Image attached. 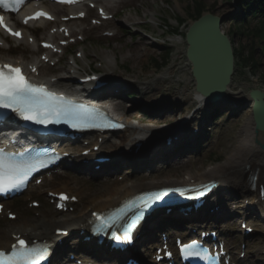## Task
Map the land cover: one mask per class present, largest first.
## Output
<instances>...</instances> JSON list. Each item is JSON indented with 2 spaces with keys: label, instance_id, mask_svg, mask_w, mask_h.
I'll return each mask as SVG.
<instances>
[{
  "label": "rangeland",
  "instance_id": "obj_1",
  "mask_svg": "<svg viewBox=\"0 0 264 264\" xmlns=\"http://www.w3.org/2000/svg\"><path fill=\"white\" fill-rule=\"evenodd\" d=\"M200 1L202 2V6L205 8L204 10L212 11L216 14L226 13L227 11L232 12L235 9L229 2L230 0ZM168 3H170V6ZM192 6V0H128L127 4L122 10V13L119 16V19L105 23L104 25L105 27L112 29H117L119 27L121 31L118 32L117 35L113 37H102V28H98L95 32H92L90 34L86 30H83V33L88 35V40L84 44V54L91 58L90 61L85 59L81 60L83 69H87V65L89 64V62L95 60L96 62H100L106 66L107 70L105 71H115L118 77L127 76L126 79L134 83L133 87L124 88L125 91L134 93L138 88L142 89L145 87L153 91L148 96H145L144 99L147 102L158 100L159 106H170L176 104L177 101H179L178 107H175L173 111L165 110L164 116H162V119L159 121L158 119L153 120L156 117V115L154 114H151V116H149L150 118H143L142 114H137L135 110H126L122 104L118 103L112 105L111 102L103 101L105 104H109L114 111L122 116L126 115L127 117L129 114H133V119L128 120L130 122L135 121L140 129H149L151 131L163 130L162 126H168L169 123H175L177 121L180 122L181 120H183L188 110H190L194 105L192 102L195 99L190 93V90L192 88V80L190 78L188 65L183 54V43L172 46V57L170 58L166 69H164L163 71H157L158 69L157 67H155V63L162 61L163 58L151 62L153 57L159 58L161 56L160 47L151 45V42L156 41L157 45L165 42L163 39L165 29L162 28V19L166 18L170 24L175 25V21L173 19L174 17L171 15L173 14L172 12H174L175 14L181 15V17L186 20L185 24L187 26L189 25L190 21L193 20V17L191 16L194 13L191 9ZM146 17L147 19L153 21H150V23H147L145 25L147 26L148 31L151 32L148 33L147 36H155V39L145 37L138 28H135L136 32H134L131 28H127L125 26V24H127L128 26L130 25L129 21L137 23L138 20H143ZM230 22L231 20H228L224 25V31L227 33L229 30ZM254 23L255 21L252 22V25ZM186 26L181 30H185ZM232 37H234L236 42H251V37L239 35H232ZM89 41H91L92 45L94 46L93 48H90ZM254 42L256 43V41ZM15 46L16 44L12 45L10 51H6L7 46H4V49H0V57L19 59L21 56H28V51L36 50L35 45H29L26 41H24L22 46L18 49H16ZM12 53L16 54L12 56ZM259 56L261 57L260 52ZM260 60L261 65L258 72L262 73L261 76H259L258 73L257 77H251L248 73L249 71L247 70L243 75L238 76L236 80L234 79V84L232 86L235 92L234 96L242 97L240 98L241 101L239 104L231 107L235 109V116H227L226 114H228V107L222 105L219 108L217 116L221 118L222 121L214 125L215 128L211 127L215 122H208V127H211V140L216 142V144L212 143V145L207 148L201 156L195 157V159L193 160L194 163L190 166L185 168L179 167L178 169L172 170L181 171L178 172L179 177H186L190 173H201L207 171L210 165H213L216 162L220 161L228 150H230L232 147L234 148L237 145L236 139H238V131L243 126L245 120L249 115V103L247 102V99L243 98L244 93L242 92H247L249 88H260L262 90L264 89V58L262 57L260 58ZM106 61L108 62L106 63ZM115 65H117V68ZM45 71L46 69L44 67L43 72ZM153 74H155L156 76H153ZM159 76L162 78L158 79ZM168 84H170L172 87H168ZM59 85L60 87L71 89V85L67 82H65V84L60 83ZM185 97L189 99V102L184 101ZM185 107H187V110H180L181 108ZM194 115L197 114L194 112ZM167 121H169V123H166ZM222 122L223 124H221ZM196 123V120H192L188 124V126L192 127ZM200 161H203V163H200ZM143 174L144 172L140 171L126 178V180L123 182H119V180L117 179L116 180L122 185L132 184V182H135V175L142 176ZM162 178H171L174 180L178 177L176 175L165 174L162 176ZM146 181L150 180L146 179ZM103 182L104 179H96L94 182H91L89 184L93 187H89L88 185H82V187L87 190H101L102 188L100 187L105 186ZM52 185L58 188H70L74 185V182L64 181L63 179V181H56ZM79 192L80 191H78V193ZM230 196H232V194L229 191L227 197L229 198ZM73 207L74 208L71 212L58 216L57 219H64L69 217L79 206ZM47 209L52 211V207L48 204H46L40 211L43 212ZM30 218L37 219L39 217L35 216L32 213H21L19 220L0 224V227L2 228L1 231H3L4 228L15 226L22 221H28ZM236 221V217L232 218L228 225L225 226L226 228H228V232H225V235L232 237V239H236L235 236L240 237L238 233L239 231H242L238 228V226L234 225ZM251 240H253V243H256L258 241L256 236L248 238L246 241L249 242ZM246 245L248 244L246 243ZM256 259L257 257L248 256V261H250L251 264H264V262L256 261ZM262 259L264 260V257H262Z\"/></svg>",
  "mask_w": 264,
  "mask_h": 264
},
{
  "label": "snow or ice",
  "instance_id": "obj_2",
  "mask_svg": "<svg viewBox=\"0 0 264 264\" xmlns=\"http://www.w3.org/2000/svg\"><path fill=\"white\" fill-rule=\"evenodd\" d=\"M24 0H0V8L17 11ZM45 16L51 19L46 12H36L33 18ZM27 22V20H25ZM0 26H3L11 35L19 37L21 33L13 31L0 16ZM51 47V45H46ZM94 79V78H93ZM0 110H6L0 115L7 117L8 113H15L24 121H30L38 125L48 126L66 123L73 128L78 127H118L110 122L103 112L98 109L77 103L65 97L49 91L43 84H35L29 81L22 69L12 64H0ZM59 159V156H41L39 153L27 155L25 152H7L0 148V193L22 187L29 177L37 170ZM61 193V199H68ZM75 199V197H71ZM149 197L142 200L143 206L148 207ZM155 199H160L156 196ZM59 231V230H58ZM97 231H102L98 229ZM115 239L130 240L127 229L123 237L113 233ZM192 245L184 244L181 252L186 256H201L200 252H192ZM49 249L47 246H29V242L19 239L13 244L10 252L0 250V264H38L47 258ZM206 259L207 257H201Z\"/></svg>",
  "mask_w": 264,
  "mask_h": 264
},
{
  "label": "bare ground",
  "instance_id": "obj_3",
  "mask_svg": "<svg viewBox=\"0 0 264 264\" xmlns=\"http://www.w3.org/2000/svg\"><path fill=\"white\" fill-rule=\"evenodd\" d=\"M110 112L114 116L121 118V115L116 112H113V110ZM139 135L140 134L138 131L131 128L128 130V133L123 137L122 141L134 147L143 139V136L141 138ZM143 135L145 136V133ZM104 138L107 137L104 136ZM256 139H258V141L260 140L263 142L262 136L259 137L257 135ZM253 140V123L248 118L247 122L238 132L237 145L227 152L223 160L213 166L215 167L214 169L211 167L209 171H204L198 174L194 173L191 177L196 182H204L210 179L218 183V188L215 192L211 194L212 197H210V203L212 204L215 200L218 201V193L220 192V190L227 189L231 192L233 191L234 195L230 196L228 199L225 200V202H228L235 209L233 212H236V214L239 216H245L248 211H257L259 219L256 221H262L263 225L261 229H264V201L263 199L258 201L257 191H249L245 182L247 181L246 174L249 171L256 170L258 171V173H263L262 181L264 183V149L257 146ZM130 156L132 157H129L128 159L132 162L138 164L145 163L144 160H139L141 158H136V150L131 153ZM79 161H81V159ZM179 164L183 166L185 163L184 161H177L176 165L173 168L179 166ZM83 182L85 183V181ZM168 183L179 184V182L177 181L161 180L153 181L151 183L115 185L116 182L114 179H108L106 184L109 186H106L105 189L94 191L82 189L81 194L77 195L79 199V208L73 215L69 216L67 219L61 221L46 216L43 217L40 221L34 222L32 224L27 222V224H19L15 226L14 228L18 229L15 234L22 233L28 236H34L46 240L47 242L55 246L56 242L61 239V237L55 236V230L66 229L70 231L71 238L66 242L65 247H69L72 245V241L76 240L75 237L73 238V235L76 234L78 228L83 230L85 228V225L89 224L88 220L92 212L102 210L107 207L114 208L116 206V203L119 202V200L133 194L134 192L146 186L152 188L158 187V185ZM223 199L224 198H221V200ZM202 210L203 208L199 209V212H201ZM233 212L227 214L225 219L229 218ZM251 214H253V212L248 213L249 216H251ZM199 215L203 216V213ZM161 220L165 223L164 217L162 215ZM160 223L161 221L159 222V224ZM14 228H8L7 231L4 232L2 240L0 241V249L8 247L11 242H13L12 236L14 232L11 231ZM64 241L61 243L60 247L64 246ZM83 241L87 242L86 240ZM262 243L264 244V241ZM76 246V249H78L79 245Z\"/></svg>",
  "mask_w": 264,
  "mask_h": 264
},
{
  "label": "water",
  "instance_id": "obj_4",
  "mask_svg": "<svg viewBox=\"0 0 264 264\" xmlns=\"http://www.w3.org/2000/svg\"><path fill=\"white\" fill-rule=\"evenodd\" d=\"M186 41L198 90L210 96L222 95L232 72L233 55L228 38L219 29V19L204 15L191 25ZM258 95L264 98V94ZM258 122L264 129V117Z\"/></svg>",
  "mask_w": 264,
  "mask_h": 264
}]
</instances>
